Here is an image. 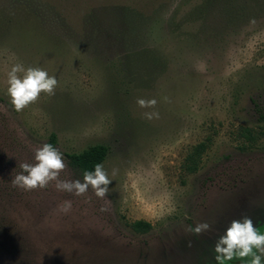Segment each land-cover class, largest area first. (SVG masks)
<instances>
[{
    "label": "rangeland",
    "instance_id": "rangeland-1",
    "mask_svg": "<svg viewBox=\"0 0 264 264\" xmlns=\"http://www.w3.org/2000/svg\"><path fill=\"white\" fill-rule=\"evenodd\" d=\"M16 63L55 76V95L17 113ZM52 135L60 179L83 182L69 155L109 147L107 199L13 187ZM242 214L264 233V0H0V264H217ZM201 222L212 230L195 234Z\"/></svg>",
    "mask_w": 264,
    "mask_h": 264
},
{
    "label": "clouds",
    "instance_id": "clouds-1",
    "mask_svg": "<svg viewBox=\"0 0 264 264\" xmlns=\"http://www.w3.org/2000/svg\"><path fill=\"white\" fill-rule=\"evenodd\" d=\"M7 94L17 113L22 112L30 105L39 102L41 95H55L58 80L55 76L41 67H27L22 63L14 64L7 73ZM137 105L142 109H153L143 113L151 121L159 119L160 113L156 110L158 101L155 98H138ZM35 163H21L22 172L11 181L13 187L25 192L36 189H46L50 183L55 182L59 191L74 193L76 196L85 195L89 187L96 197L107 199L109 185L113 182L103 163H97L94 171L85 170L83 182L77 180L60 179V174L65 171L67 164L59 149L50 143H45L37 148L34 155ZM115 175V170H113ZM72 208L71 201H64L60 210L68 213ZM105 211V209H101ZM212 230L208 222H201L193 229L197 235H203ZM215 261L217 264H226L233 259L248 258L249 264H262L264 260V233L254 222L252 216L242 214L239 218L231 220L222 235H219L215 245Z\"/></svg>",
    "mask_w": 264,
    "mask_h": 264
},
{
    "label": "trees",
    "instance_id": "trees-1",
    "mask_svg": "<svg viewBox=\"0 0 264 264\" xmlns=\"http://www.w3.org/2000/svg\"><path fill=\"white\" fill-rule=\"evenodd\" d=\"M248 136L252 138L253 133H250ZM56 142V135H52L50 144L55 147ZM208 144L209 142H204L197 145L188 155L185 165L188 173H195L198 170L199 163L208 148ZM109 151L110 149L106 145H95L83 153L69 155V159L74 168L84 173L85 170L94 171L95 164L104 163L109 155ZM131 228L138 234H147L153 229V226L146 221H137L131 225Z\"/></svg>",
    "mask_w": 264,
    "mask_h": 264
}]
</instances>
